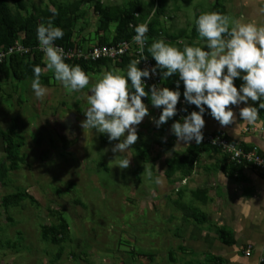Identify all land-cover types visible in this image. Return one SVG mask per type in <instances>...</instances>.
<instances>
[{"label":"rangeland","instance_id":"1","mask_svg":"<svg viewBox=\"0 0 264 264\" xmlns=\"http://www.w3.org/2000/svg\"><path fill=\"white\" fill-rule=\"evenodd\" d=\"M97 1L103 6L118 5L123 11L130 10L135 2L139 4L141 9L135 10L139 21H147L148 26L154 21L153 32H146L147 48L158 38L177 47L183 46L181 42L196 44L197 34H192V27L199 11L198 0H166L158 16L154 13L155 0H5L11 11L35 16L41 22L46 8L69 10L74 19L71 32L86 43L108 41L113 35L114 22L103 30L98 24L93 8ZM210 7L206 5L207 9ZM149 58L155 66V60ZM107 59L91 70L83 69L90 77L89 85L69 92L46 68L47 58L43 57L40 82L47 91L41 97H36L31 88L33 75L25 74L16 79L0 73V128L12 129L24 139L18 149L22 161L9 169L0 181V264H190L204 261L203 254L198 255L200 251L195 250V243L178 233L184 213L180 205L189 206V214L195 209L191 204L196 199L189 192L180 196L170 192L178 184L179 176L172 173L169 178L165 177L166 161L174 155H182L186 145L177 141L171 131L172 123L168 124L170 121L159 128L155 126L159 108L146 105L148 115L136 126L138 138L128 149L129 165L123 169L116 166L120 155L111 150L117 141H109L106 133L82 127L91 85L107 70L126 71L131 61L125 60L123 66H117L122 59ZM158 71L162 75V69ZM234 80L238 87L243 83L240 78ZM235 107L232 124L239 123L237 133L246 126L258 124L246 125L239 115L242 104ZM210 118L207 123L213 124V117ZM258 142L264 144L261 140ZM3 149L0 137V161ZM219 156L211 160H219ZM148 170L153 177L161 176L163 183L157 185L149 179ZM215 177L212 169L196 173L187 184L190 190L198 187L197 182L204 187L216 186ZM18 190L25 196L4 211L1 197ZM209 206L196 208L206 209L208 213ZM62 219L68 238L60 243L43 239V228L55 226Z\"/></svg>","mask_w":264,"mask_h":264},{"label":"clouds","instance_id":"2","mask_svg":"<svg viewBox=\"0 0 264 264\" xmlns=\"http://www.w3.org/2000/svg\"><path fill=\"white\" fill-rule=\"evenodd\" d=\"M195 24L205 46L181 42L183 46L177 47L163 38L154 39L147 48L156 62L152 68L138 67L140 60L146 57L143 51L148 26L146 23L135 26L133 39L140 45V58L131 60L126 71H105L91 85L82 127L106 133L109 141H117L111 150L121 157L116 165L119 168L128 167V149L138 138L136 126L148 115L142 97L150 95L151 105L161 109L154 120L159 128L177 113L182 82L183 102L195 105L196 110L181 108L186 115L173 121L171 131L177 141H183L185 145L191 141L201 143L206 108L221 126L229 125L235 119L229 105L243 102L245 106L239 109V115L250 124L256 122L258 109L248 104L249 98L259 100L258 107L264 108V24L253 21L230 25L228 17L217 11L200 14ZM62 36L63 29L54 25L51 19L37 25L36 37L47 58L46 68L67 91L83 89L89 85L90 77L80 65L66 62L67 54L55 43ZM157 68L163 69L162 78L176 75V87L149 85L146 91L142 78H149ZM40 72V66H34L31 88L36 97L47 91L40 82ZM235 78L243 81L239 87L234 84ZM146 176L157 185L163 183L162 177H153L151 170Z\"/></svg>","mask_w":264,"mask_h":264},{"label":"crops","instance_id":"3","mask_svg":"<svg viewBox=\"0 0 264 264\" xmlns=\"http://www.w3.org/2000/svg\"><path fill=\"white\" fill-rule=\"evenodd\" d=\"M196 4L199 10L196 11V17L204 12L217 11L228 17L230 25L237 22L246 23L253 21L258 24H264V0H198ZM207 4L211 6V10L206 8ZM196 37V44L202 47L205 46L204 39L198 33ZM69 40L74 45L83 47L95 44L86 43L84 40H81V36H74L73 33L69 36ZM116 65L119 66L120 64ZM160 76L162 78V75ZM162 81H164V78H162ZM235 85L238 87L237 84ZM255 103L256 101H252L249 98L248 104L255 106ZM241 104L242 107L245 106L243 102ZM235 106L237 105H229L232 109ZM235 109L237 110L238 108L235 107ZM159 113L158 110L157 118ZM203 117H208L207 120L204 118L205 125L202 129L203 134L208 132H224L231 139L241 141L246 147L256 146L258 151L264 155V144L262 143V145L258 142V140L264 142V133L249 129L264 125L263 119L258 117L255 122L258 124L246 126V132H243L245 130H242V128L237 133L239 127L238 122H236V126L232 123L221 126L214 118L213 124L207 123L211 119V115H204ZM167 121H170L168 124H171L175 120L168 119ZM247 124L248 122L246 121ZM2 130L0 128V131ZM217 155H220L217 158L219 160L212 161L211 157H216ZM220 159H223V155L219 152L209 153L200 150L189 175L181 177L178 175V184L170 192L176 194L181 190L179 196L183 192H189L191 196L193 194L196 200L191 205L205 216V221L200 225L194 223L192 220L180 223L178 233L185 237L187 236L186 240L188 242L195 243V250L200 251H197L198 255L202 253L203 260L206 261L201 262L202 264H258L261 256L260 250L264 246V178L255 171L247 168L242 170L240 176L237 173L234 174L235 172L232 176L225 174L220 169ZM212 169L216 172V177L214 178L217 181L216 186L210 187L206 185L204 187L202 183L197 182L196 185L198 187L196 186L197 188L190 190L187 184L189 178L196 173H204ZM255 201H258V203ZM206 204H210L208 213L205 212L206 209H202L201 207L196 208L199 205L206 206ZM217 226H223L231 231L234 239L233 244H224L217 237L215 232V227ZM247 248L250 250V255H245Z\"/></svg>","mask_w":264,"mask_h":264},{"label":"trees","instance_id":"4","mask_svg":"<svg viewBox=\"0 0 264 264\" xmlns=\"http://www.w3.org/2000/svg\"><path fill=\"white\" fill-rule=\"evenodd\" d=\"M165 3L166 0H155L154 13L156 16L160 15L163 12ZM93 8L98 16V24L100 25V28L102 30L106 29L109 23L114 22L113 35L111 36L110 40H99L97 42L99 44H109L130 40L132 35L135 33V26L141 23L138 19V16L136 17L134 15V13L137 12L135 10L141 9L139 4H137L136 2L133 3L132 8L130 10L124 11L118 5L113 4L103 6L102 3L99 1L94 3ZM43 14L44 16L42 17V22H47L49 19H51V22L54 25H57L63 29L62 38L58 39L55 43L71 48L74 44L69 40V36L72 34L71 29L74 19L73 16H71L70 11L66 9L50 10L49 8H46ZM42 22L41 19H38L35 16H24L21 15L19 11H11L10 8L7 6L5 0H0V47L6 48L20 40L24 45L30 47L31 51L34 54L33 58L30 59L28 53L21 55L16 53L13 55H9L8 57L0 61V73H2L5 77L13 76L16 79H21L22 76L25 74L32 76L34 66H40V68L42 69L43 55L41 52L33 49V47L36 45L37 40L36 28L37 25ZM131 23L133 24L132 26L130 25ZM150 24V26L147 25L149 28V31L147 32L149 33L153 32L152 25L154 24V21H152ZM197 33L198 31L196 25H194L192 27V34L196 35ZM145 37L147 41V34L145 35ZM144 51L146 55L150 57L149 53L147 52V47ZM126 57L127 56L121 58L122 62L119 63L120 65L123 66L125 60L133 59V57ZM106 60L108 59L100 58L96 60H83L78 58H66V62L70 64H78L81 66L82 69L85 70H91L92 67L103 64V62ZM158 74L160 75L159 71ZM177 80L178 77L176 75H172L167 78H164L163 84L165 87L171 89L176 87ZM149 85L152 84H146V91L148 90ZM179 88L181 91L180 97H183L182 82L180 83ZM141 99L145 104H151L150 95L149 97H142ZM259 103V100H257L255 103V106H257L258 109V117L264 120V108H259ZM158 110L160 112L161 109L159 108ZM187 111H189V109H187ZM204 115L210 116L208 114L207 108ZM171 119L179 120L176 116H173ZM224 136L230 138L225 133ZM0 137L2 138L4 146V155L2 157V160L0 161V181H2L5 178L7 171L9 169H13L18 162L22 161V157L18 154V149L23 145L24 139L21 134L14 132L12 129L0 131ZM241 144L245 146L243 143ZM200 150H204L209 153H217L219 151L218 148L214 145H210L208 143L196 144L193 141L185 148V151L182 155H174L166 161V177L169 178L172 173H177L180 177L189 175L192 170L193 164L198 158V152ZM6 162H8V165H6ZM219 166L221 171L225 172V174H229L230 176L236 173L238 176H240L242 174V170L245 169L243 165L238 164L235 161H229L226 155H223V159L221 160ZM254 171L264 178L263 172L256 170ZM180 191H178V194ZM23 196H25V193L19 190L12 193L4 194L1 197V204L3 210L7 211V208L9 206L16 204L19 199ZM180 206V208L184 212L182 217L184 223L192 220L194 223L200 225L205 221L204 214L198 211L197 209H193V211H190V213L188 214L190 207L182 204ZM215 232L217 237L224 244L230 245L234 243L232 233L229 229H226L223 226H217L215 227ZM42 238L50 240L52 243H60L62 241H65L68 238V230L64 220L62 219L55 226L50 225L49 227L43 228ZM179 248L181 249V247ZM190 264H201V261H194ZM258 264H264V255Z\"/></svg>","mask_w":264,"mask_h":264},{"label":"built area","instance_id":"5","mask_svg":"<svg viewBox=\"0 0 264 264\" xmlns=\"http://www.w3.org/2000/svg\"><path fill=\"white\" fill-rule=\"evenodd\" d=\"M134 15L137 17L138 13L135 12ZM143 23L147 24V21ZM133 25L132 23L130 24ZM136 33H134L130 40L121 41L116 43H95L87 47L72 45L71 48L65 47L64 45L58 46L62 47L67 54L66 58H78L83 60H96L100 58H109V59H121L122 57H133V59H138L141 56L140 45L133 39ZM146 35V33H145ZM37 39V38H36ZM147 41L145 37L144 42V50L146 47ZM33 49L42 53L43 57L46 58V55L42 51L38 40H36V45ZM29 54L30 59L33 58L34 54L31 51V48L24 45L20 40L15 42L13 45L8 46L6 48L0 47V61L9 55L13 54ZM143 55H145V59L140 60L138 67H154L152 60L146 55L145 51H143ZM145 79L146 84L156 85L158 87H165L162 79L159 77L158 70L156 69L155 74H151L149 78ZM177 113L174 115L177 119H181L184 115H186L185 111H181V108L189 109V111L195 110V105L185 104L183 102V97H180L178 103L176 105ZM260 133H264V125L257 128H249ZM201 143H208L210 145H214L218 148L222 155H226L229 161H235L238 164H241L245 167V169H251L256 171H261L264 173V155H262L256 146L246 147L241 144V141L231 139L224 136V133H204L203 139ZM250 252L249 248L246 249L245 255H248ZM264 255V246L262 249V254L260 256L259 261H261Z\"/></svg>","mask_w":264,"mask_h":264}]
</instances>
